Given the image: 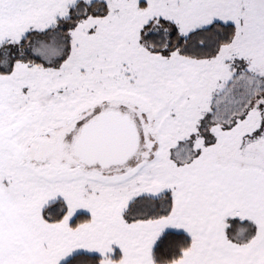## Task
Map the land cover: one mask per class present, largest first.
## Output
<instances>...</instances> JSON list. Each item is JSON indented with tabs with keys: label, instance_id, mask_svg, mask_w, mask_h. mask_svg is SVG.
<instances>
[{
	"label": "snow or ice",
	"instance_id": "1",
	"mask_svg": "<svg viewBox=\"0 0 264 264\" xmlns=\"http://www.w3.org/2000/svg\"><path fill=\"white\" fill-rule=\"evenodd\" d=\"M0 264H264V0H0Z\"/></svg>",
	"mask_w": 264,
	"mask_h": 264
}]
</instances>
